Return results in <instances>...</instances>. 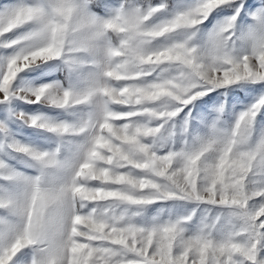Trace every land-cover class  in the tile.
I'll list each match as a JSON object with an SVG mask.
<instances>
[{
    "label": "snow or ice",
    "instance_id": "snow-or-ice-1",
    "mask_svg": "<svg viewBox=\"0 0 264 264\" xmlns=\"http://www.w3.org/2000/svg\"><path fill=\"white\" fill-rule=\"evenodd\" d=\"M0 264H264V0H0Z\"/></svg>",
    "mask_w": 264,
    "mask_h": 264
}]
</instances>
